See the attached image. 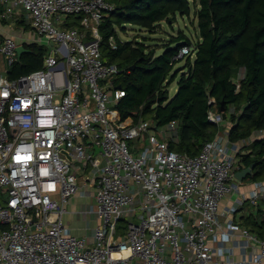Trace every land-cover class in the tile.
<instances>
[{
  "label": "built area",
  "instance_id": "obj_1",
  "mask_svg": "<svg viewBox=\"0 0 264 264\" xmlns=\"http://www.w3.org/2000/svg\"><path fill=\"white\" fill-rule=\"evenodd\" d=\"M113 9L105 0H0V23L32 33L0 31V264H264V237L235 221L244 204L264 199V181L234 177L238 154L264 131L239 142L220 131L189 157L169 149L175 122L120 121V71L100 52L99 27ZM23 41H45L48 53L42 68L10 79ZM208 120L223 121L216 110ZM75 196L94 200L77 213L96 223L90 237L64 225Z\"/></svg>",
  "mask_w": 264,
  "mask_h": 264
},
{
  "label": "trees",
  "instance_id": "obj_2",
  "mask_svg": "<svg viewBox=\"0 0 264 264\" xmlns=\"http://www.w3.org/2000/svg\"><path fill=\"white\" fill-rule=\"evenodd\" d=\"M113 5L100 27V52L107 65H116L119 73L113 89L124 96L113 106L120 121L131 119L165 127L177 124V136L167 138L169 149L184 156H196L204 144L224 130L231 142L248 140L254 132L264 131V0H105ZM196 19L195 42L183 30L170 35L159 47L144 41H121L118 31L134 26L153 32L161 23L172 27L177 16ZM79 17H69L67 26L80 28ZM113 38L117 44L112 49ZM22 54L8 71L10 79L42 68L45 47L24 45ZM190 47L192 56L176 59L180 49ZM184 60L178 70L175 66ZM244 71L236 91L234 80ZM176 82V91L169 87ZM215 101V108L208 101ZM223 108V110H221ZM216 110L221 124L208 120ZM230 126V128H228ZM239 170L253 165L252 175L243 182L264 181V137L255 139L238 154ZM235 217L240 226L264 237V199L256 206L244 204ZM239 214V213H238ZM126 223H119L124 232Z\"/></svg>",
  "mask_w": 264,
  "mask_h": 264
},
{
  "label": "rangeland",
  "instance_id": "obj_3",
  "mask_svg": "<svg viewBox=\"0 0 264 264\" xmlns=\"http://www.w3.org/2000/svg\"><path fill=\"white\" fill-rule=\"evenodd\" d=\"M2 29L4 30L3 26L0 25ZM1 29V30H2ZM0 30V31H1ZM178 30H183L186 35L191 39V41L195 42L197 40L196 36V19L193 15V12H191L190 16L188 18H183L180 16H177L176 21L172 24V27H169L165 23H161L160 26H158L153 32H149L146 30L139 29L138 27L134 26H126V31H118V36L121 39V41H128V40H138V41H144L147 45H152V47H159L156 50V56L160 55L163 52V49L161 48L165 43H167V40L169 39L170 35L176 36V33ZM5 31H8L9 34H12L16 40L19 39L17 36L18 33L15 31H10L9 29H6ZM192 60H194V55L192 56ZM184 65V60L179 62L175 66V71L182 68ZM2 71H5V66H2ZM176 89V82H173L169 87V93L170 95H174V90ZM130 146L134 147L137 144V141H131L129 143ZM138 149V147H135ZM87 200V201H86ZM93 205L95 208V203L93 199H85V201H82L80 205H78L77 208L74 210H78L79 212H82L85 208V205ZM70 212V211H69ZM83 216V215H82ZM76 219H80V215L77 217L74 216L73 213H69L68 215L63 216L64 225L66 227H69L70 223H73ZM89 216H83V221L85 223H91L89 220ZM80 221V220H77ZM71 225V224H70Z\"/></svg>",
  "mask_w": 264,
  "mask_h": 264
},
{
  "label": "crops",
  "instance_id": "obj_4",
  "mask_svg": "<svg viewBox=\"0 0 264 264\" xmlns=\"http://www.w3.org/2000/svg\"><path fill=\"white\" fill-rule=\"evenodd\" d=\"M0 25H2L3 28H4V30H3L2 27H0V30L2 29L1 30V33H3L4 35L13 36L12 34H9L8 31H5L6 29H9L10 31L13 30V31H15L17 33H20V31H24V35L23 36L25 38H28V36L32 37V35H30L32 33L29 31V27L26 28V25L25 26H22L20 22H13V23L12 22H9V25L10 26L4 25L2 23H0ZM20 28H22V30H20ZM24 37H19V40H20V38H23L24 39ZM21 43H22V46L27 45V44H37V45H41V46H43V47L46 48L47 53H48V50H49L48 47H47V45H46V42L45 41H43V42H41L39 44L38 43H35V42H25V41H23ZM175 91H176V89L174 90V93H175ZM222 131H224V130H222ZM99 152L100 151H98V150L96 151L94 149V153L95 154H98ZM249 186L250 185H247V187L245 188V190H249L250 189ZM82 201H85V198H82L81 196H75L74 198L71 199L70 204L67 206L68 211H70L69 213L70 214L73 213L74 216L77 217V218L79 216L77 214L79 211L78 210L75 211L74 209L77 208L78 205H80V203ZM227 204H229V200L228 199H226V200H224L222 202L221 208L223 209L224 206L227 205ZM241 215H242V213L239 212V214L235 215V217H239ZM82 218H83L82 215H80V219H76L75 220V218H74L75 221L73 223H70L71 225L69 224V227L68 228H69L71 234L74 235V236H76V237H90V235H91V229L96 225V223H94L92 221V217L89 218V220L91 221V223H85ZM77 220H80V221H77Z\"/></svg>",
  "mask_w": 264,
  "mask_h": 264
},
{
  "label": "water",
  "instance_id": "obj_5",
  "mask_svg": "<svg viewBox=\"0 0 264 264\" xmlns=\"http://www.w3.org/2000/svg\"><path fill=\"white\" fill-rule=\"evenodd\" d=\"M28 50L22 46V45H19L17 47V54H18V58L24 54V53H27ZM223 110V108L221 109ZM96 151H100V148H96L95 149ZM252 170H253V165H250L249 167H246L244 169H241V170H238L235 172L234 174V177L238 180V181H243L247 176H251L252 175Z\"/></svg>",
  "mask_w": 264,
  "mask_h": 264
}]
</instances>
